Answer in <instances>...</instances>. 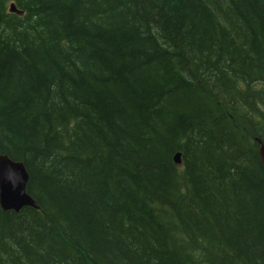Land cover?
Wrapping results in <instances>:
<instances>
[{"label": "trees", "instance_id": "16d2710c", "mask_svg": "<svg viewBox=\"0 0 264 264\" xmlns=\"http://www.w3.org/2000/svg\"><path fill=\"white\" fill-rule=\"evenodd\" d=\"M261 142L264 0H0V264H264Z\"/></svg>", "mask_w": 264, "mask_h": 264}, {"label": "water", "instance_id": "95a60500", "mask_svg": "<svg viewBox=\"0 0 264 264\" xmlns=\"http://www.w3.org/2000/svg\"><path fill=\"white\" fill-rule=\"evenodd\" d=\"M257 152L264 168V142L258 145ZM181 152H176L174 160L180 163ZM28 172L22 161L0 154V205L3 209L19 210L23 205H36L28 194L26 184Z\"/></svg>", "mask_w": 264, "mask_h": 264}, {"label": "rangeland", "instance_id": "374dc122", "mask_svg": "<svg viewBox=\"0 0 264 264\" xmlns=\"http://www.w3.org/2000/svg\"><path fill=\"white\" fill-rule=\"evenodd\" d=\"M24 10L23 9H21V13L23 12ZM31 24H30V29L31 28H35L37 25H38V22H36V24L34 23V22H30Z\"/></svg>", "mask_w": 264, "mask_h": 264}, {"label": "bare ground", "instance_id": "6f19581e", "mask_svg": "<svg viewBox=\"0 0 264 264\" xmlns=\"http://www.w3.org/2000/svg\"><path fill=\"white\" fill-rule=\"evenodd\" d=\"M176 152H178V150H176L175 152H174V154H173V156L175 157V155H176ZM28 181V180H27ZM35 201V200H34ZM36 202V201H35ZM28 205V204H27ZM25 206V205H24ZM29 206H33V205H29ZM37 206H38V203L36 202V205L35 206H33V207H35V208H37ZM18 211V210H17Z\"/></svg>", "mask_w": 264, "mask_h": 264}]
</instances>
